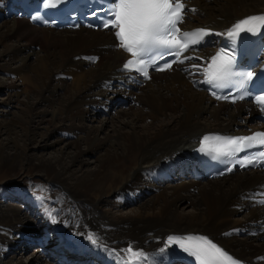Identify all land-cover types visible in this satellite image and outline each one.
Returning <instances> with one entry per match:
<instances>
[{
    "label": "bare ground",
    "instance_id": "obj_1",
    "mask_svg": "<svg viewBox=\"0 0 264 264\" xmlns=\"http://www.w3.org/2000/svg\"><path fill=\"white\" fill-rule=\"evenodd\" d=\"M185 2L181 27L212 33L171 68L139 81L121 66L127 53L115 28L42 26L16 0H0L2 104L20 105L10 118L0 113V171L46 179L56 208L49 212L18 187L2 191L0 264H25L16 254L32 237L47 253L35 252L33 264H125L134 258L129 247L146 264H198L165 247L168 236L182 234L210 237L245 264H264V169L208 178L195 157L206 133L256 127L260 110L251 102L216 101L199 87L226 31L264 12V0ZM89 108L107 117L93 125ZM107 124L111 133L100 137ZM89 155L93 169L85 168ZM180 203L193 210L179 212Z\"/></svg>",
    "mask_w": 264,
    "mask_h": 264
},
{
    "label": "snow or ice",
    "instance_id": "obj_2",
    "mask_svg": "<svg viewBox=\"0 0 264 264\" xmlns=\"http://www.w3.org/2000/svg\"><path fill=\"white\" fill-rule=\"evenodd\" d=\"M49 4L54 6L51 0ZM184 9L183 0H115L114 6L110 9L112 19L103 26L117 29L115 35L120 41V46L132 54L133 59L128 60L124 67L141 71L147 77L148 62L155 64L157 55L162 50L175 55L179 60L181 53L190 46L200 44L210 33L205 29L181 33L179 25L184 19ZM258 26L264 28V15L252 16L239 21L227 35L234 37L242 31L255 32ZM145 56L149 58L147 62L143 58ZM159 58L162 59L163 56L160 55ZM234 61L233 55L223 51L212 56L210 63L203 70L205 83L214 87H224L228 83H233L231 77L236 75L232 70ZM171 67V63H166L160 70ZM252 75L250 72L247 73V78L251 79ZM257 100L264 103V96L258 97ZM204 139L205 142L209 140L208 137ZM211 139L218 142V146L214 149L217 154L233 156L246 148L264 145V132L245 137L227 139L212 137ZM259 157L264 159V151L259 153ZM255 159V157L245 159L241 166L250 165ZM228 170L231 171V169ZM88 238L96 243L92 234H89ZM172 245L178 246L185 253L195 257L198 264H240L221 246L199 234L169 237L165 247ZM127 251L136 259L143 256L142 252H135L131 247Z\"/></svg>",
    "mask_w": 264,
    "mask_h": 264
},
{
    "label": "rangeland",
    "instance_id": "obj_3",
    "mask_svg": "<svg viewBox=\"0 0 264 264\" xmlns=\"http://www.w3.org/2000/svg\"><path fill=\"white\" fill-rule=\"evenodd\" d=\"M69 79L71 81L72 78H69ZM194 89H196V88H194ZM110 96H111V94L109 93V96L105 95V96L101 97L100 98L101 103L102 102L104 104L107 103V101L109 100L108 98ZM4 97H5V91H3V92L0 91V113L2 112V110H4V112H2V113L5 114V118H10L13 112L18 111L20 105L17 102H13L10 105L5 106L4 104H2V100H3L2 98H4ZM127 101H128V99L126 98L125 101L122 103V104H124L123 109L128 108L129 102H127ZM104 104H103V106H104L103 109L106 108ZM131 104H133L134 107H136V105H138L137 102H132ZM103 109L102 108H101V110H98V109L93 110L90 108L88 109L87 116L92 115L91 112H93V115H95V118H94L95 120L94 119L91 120V122H90L91 124H93V125L99 124L98 120L107 117L105 112L102 111ZM111 114L113 115L114 113H111ZM145 120L148 122L149 119H145ZM48 125H49V123H47V122L39 125L38 126L39 132H43V130H44L43 127L48 126ZM108 133H111L110 124H107L104 127L102 133L101 134L99 133L98 135H100V137H101V136L107 135ZM53 138H55V137H51L49 140L52 141ZM37 139L40 140L39 137H37ZM61 139H63V138L61 137ZM36 152H38V153L41 152V153H43V156L49 157L53 154V149L52 148H41V149H36ZM93 159H94V157H92L90 155L85 159V162H86L85 168L93 169V167H94V162H93L94 160ZM188 174L191 175V173H188ZM206 181L207 180H202V182H205V183H206ZM164 182H169V181L165 180ZM12 187L20 188L22 190V192H24L26 195H28L33 200L38 199L37 201H39L47 209H49V212L53 213L54 211L52 212V210L56 209L54 204H53V190L50 186V183L46 179H44L40 176H36L32 173L31 174H24V173L21 174V171H19V170H17V171L15 170L11 173H7V171H0V194H1L0 197L3 196L2 191H5L7 188L8 189L6 190V192L9 191L8 192V194H9ZM27 192H29V193H27ZM4 195H6L5 199L7 200V198H6L7 193H4ZM34 197H35V199H34ZM2 200L3 199H0V201H2ZM262 203H264V202H262ZM134 205H136V204L135 203L126 204L123 207H121V209H122L121 211L122 212H128V211H130L131 207H134ZM177 209L181 213H184V212L187 213V212H191L193 210V208L190 205H185L183 203L178 204ZM243 214H244V210H241L235 215V218H239ZM48 235L51 236V234H49V233H48ZM32 239H33V237L30 238L29 241ZM37 251L41 252V250H39L37 247L33 248V246H29V247L25 248L24 250L20 251L19 253H17L16 256L18 255L17 257H19V259H21L25 264H33L34 262L31 260V258H32V256H34L35 252H37ZM41 254H42V256H44L47 253L43 249V252H41ZM39 261H40L39 264H43V259H40Z\"/></svg>",
    "mask_w": 264,
    "mask_h": 264
}]
</instances>
